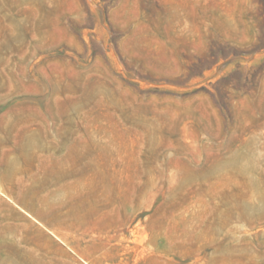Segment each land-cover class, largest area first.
<instances>
[{"label":"rangeland","instance_id":"rangeland-1","mask_svg":"<svg viewBox=\"0 0 264 264\" xmlns=\"http://www.w3.org/2000/svg\"><path fill=\"white\" fill-rule=\"evenodd\" d=\"M0 264H264V0H0Z\"/></svg>","mask_w":264,"mask_h":264}]
</instances>
